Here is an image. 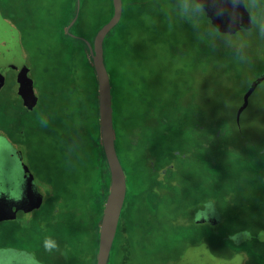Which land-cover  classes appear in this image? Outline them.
<instances>
[{
  "label": "rangeland",
  "instance_id": "1",
  "mask_svg": "<svg viewBox=\"0 0 264 264\" xmlns=\"http://www.w3.org/2000/svg\"><path fill=\"white\" fill-rule=\"evenodd\" d=\"M244 1L252 16L253 27L234 34H221L207 22L202 9L192 0H123V20H127L128 25L121 24L110 34L105 58L111 80L114 116L117 114L118 119L126 113L125 107L130 98H135L136 104L140 103L139 95L149 102L161 96L163 105L160 104L159 108L154 106L155 113L159 114L161 107L165 108L164 113L168 109V118L182 128L189 126L187 119L191 114L196 119L205 117L204 121L200 120L201 124H205L204 134L196 135L200 131L190 125L189 133L196 135L192 141L183 135L177 137L178 133L172 128L165 130L169 135L170 150L164 158L161 155L166 145L160 150L163 131L159 124H155L144 138L143 133L138 134L135 150L126 152L124 157L131 162L124 164L127 178L125 215L133 216L138 210L148 219L150 214L146 207H158L155 198H148V202L145 200V189L149 184L144 182L148 178L144 176L143 169L152 164L166 163L167 160L173 162L179 155L184 156L192 142L197 147L207 143L213 152L205 153L195 147V155L189 153L182 166L169 170L180 189L163 194L165 202L162 201L164 205L160 207L164 210L169 207L168 201L174 200V215L167 213L178 220L175 222H181L193 205L201 206L207 200L213 201L222 221L205 226L197 223L199 231L222 235L230 245L241 242V246L246 245L250 251L258 253L262 259H257L264 264V76L249 93L240 127L233 129L232 126L248 88L264 72V0ZM80 7L82 14L71 34L88 40L110 19L112 2L80 0ZM56 8L59 10L61 7H47L37 1L31 7L37 10L44 25H48L51 38L45 40L29 31L31 28L21 31L28 77L32 79L39 99L35 109L28 111L24 106L14 71L7 74L6 83L0 91V137L4 138L1 141L9 146H14L12 143L18 146L22 161L45 193L40 207L33 214L23 217V220L32 217L30 223L10 225L8 238L12 241L21 233L22 238L15 240V244L19 248L33 249L36 257L45 264H57V261L39 251V244H44L47 236L42 231L60 232L67 244L69 229H73L74 236L84 240L80 246L84 251L89 242L87 239H90L85 236V223L81 225L84 216L79 204L81 199L78 198L83 167L75 172L74 165L83 161L79 155L85 146L81 142L86 136L82 132L83 127L95 122L91 107L95 81L82 45L72 39L65 40L64 46L60 40L59 26L63 16ZM0 12V17L8 19V13L3 8ZM9 21L18 27L12 18ZM136 22H139V27ZM126 45L131 50L129 59L125 56ZM75 46L81 48L77 53ZM68 66L77 74V79L66 78ZM77 89L80 90V99L89 104L83 106L85 114L81 116L75 114L77 107L72 104L74 97H79L75 92ZM144 109L147 108L141 106V110ZM215 121L224 125L228 134L223 142L231 146H226L224 153L218 150L221 143L210 139ZM58 132L65 136H58ZM51 137L69 152L63 155L54 151L57 147ZM231 138L236 139L233 144ZM177 162L174 161L175 165ZM179 169L181 171L176 174ZM160 170L162 176L165 170L163 167ZM46 181L54 183L50 186ZM60 188L63 199L55 203V209L51 208L50 194L56 197L61 192ZM192 211L193 215L195 209ZM148 222L156 243L147 249L150 253L153 249L154 256L143 260L142 264H163L187 252L189 260L185 264H242L243 260L244 264H248L246 254L242 253L241 257L246 258H240L237 263L236 258L223 257L222 246L216 243V246L209 245L206 238L193 245L189 241L183 245L175 243V235H171L168 243L175 248L167 250L161 247L165 246V242H162L158 222L153 216ZM16 227L20 232H14ZM233 237L238 241L235 242ZM73 251L69 249L75 256L77 253ZM85 253L80 252L77 256V264H91L90 257Z\"/></svg>",
  "mask_w": 264,
  "mask_h": 264
},
{
  "label": "trees",
  "instance_id": "2",
  "mask_svg": "<svg viewBox=\"0 0 264 264\" xmlns=\"http://www.w3.org/2000/svg\"><path fill=\"white\" fill-rule=\"evenodd\" d=\"M37 1L41 2L43 5L47 7H51V5H59V10L57 9L58 14L63 16L62 22L59 26V31H61V35H59L60 40L62 41L63 45L65 40H76L82 45V48L84 49V56L87 59V66L90 67V69L93 72V78L95 81V87L93 89L92 100L93 103L90 105L92 109L94 110L95 114V122L90 125L89 127H83V133L86 134L85 137H82V143H85L84 149L80 151V157L83 158L82 163H76L75 162V172L79 168L83 167V172L80 171L82 175L81 176V183H80V190L78 194L79 204L82 205V212H83V219L81 225L85 223L86 226V237H89L90 239H87L89 242L86 243L85 248L86 251L80 249L81 243H83L81 237L77 239V237L74 236L73 229L68 234H70L69 242L65 244L63 241V235L60 232L49 231L44 232L42 231L43 235L46 234L47 236L44 238L42 244V251L45 252V254H48L50 256H53L51 258H54L57 261V264H77V261L79 257L80 252L85 253L88 257H90L91 264H96V257H97V250H98V236H99V228L103 216V211L106 203V199L109 193L110 189V172L107 165V161L105 158V154L103 151L102 143H101V135H100V126H99V118H98V84L97 79L95 76V71L92 64V59L90 58L89 51L87 45L84 43L83 38L81 37H71L69 34L66 33V28L69 25V23L72 21L74 16L76 15V9H77V0H0V8H3L8 13V18H12L18 23V27L20 30H25L26 28H31L29 31L35 32L38 36L44 37L46 40L47 38H51L52 34L48 33L49 27L47 24L44 25V22L39 18L37 15V10H32V4ZM112 2V0H111ZM82 7H80L81 10ZM124 13V12H123ZM82 14V12H79V16ZM79 16L76 21V23L73 25V27L70 29V33H72V30L75 28V26L79 22ZM113 16V5H112V14L110 19ZM123 17V16H122ZM109 19V20H110ZM121 19L119 24L107 35L104 41V62L106 64V52H108V39L110 37V34L117 29V27L121 24L128 25L127 20ZM108 20V21H109ZM107 21V22H108ZM106 22V23H107ZM105 23V24H106ZM104 24V25H105ZM139 27V22L135 23ZM103 25V26H104ZM127 31L129 32V36L131 35L130 29L128 28ZM98 32V30H97ZM92 36L91 39H88L90 43H93L94 38L97 34ZM74 35V34H73ZM67 46V45H66ZM79 46V45H78ZM75 46L74 50L75 52H79L81 50L80 47ZM125 56L129 59L130 56V48L128 45L125 46ZM117 49V48H116ZM120 51L123 50V47H119ZM128 49V50H127ZM64 54V52H63ZM72 55V53H71ZM73 56V55H72ZM66 58V55H65ZM67 60V59H66ZM107 67V65H106ZM108 70V68H107ZM109 72V71H108ZM74 78L77 79V74H75L74 71H72V67L68 66V74L66 75V78ZM77 96L80 95V90H75ZM88 94V93H87ZM140 103L136 104L135 98H130L127 102V105L125 107V112L120 119H118V115L116 114V117L114 116V106H113V121H114V132H115V146L116 151L119 156V159L123 165V168L125 170L124 164L125 162L131 163L130 161H127L124 157L128 153H131L132 150H135L136 144L138 143V134L143 133V138L146 134L151 132L153 130V126L155 124H159V128L162 132V145L160 150L163 149L164 144L166 145L164 153L161 155L163 158L166 155H169L170 150V143H168L169 135L166 133L165 130H168L170 128L173 129V131H176L178 133L176 136H186L188 139L192 141V137H195L196 135H202L205 133V124H201V121L203 118L192 116L187 119L190 123L187 124L189 126L183 127L180 124H174L171 118H168V109H166V112L164 113L165 108L161 107L159 114L155 113L156 107H160L163 105V100L161 96H157L152 102H149L148 100H145L144 97L138 96ZM78 103V104H77ZM74 106L76 105L77 111H74L75 114H85V110L83 109V106H86L89 104L84 103L79 97H74L73 103ZM113 105V104H112ZM159 105V106H158ZM141 106H145L147 109L141 110ZM35 109V108H34ZM79 110V111H78ZM80 112V113H79ZM209 118V117H206ZM121 120V122H120ZM178 120H180L178 118ZM204 121V119H203ZM206 122V121H205ZM122 123V125L120 124ZM213 132L210 135V139L215 143H221L218 150L224 151L227 150L226 146H231L229 143L225 144L224 138L228 135L224 125L214 122ZM80 125V124H78ZM83 125V124H82ZM190 125L197 129L198 132L196 135H192L189 133ZM233 129L237 128L236 122L234 121ZM189 127L184 131L185 128ZM37 128V127H35ZM87 130V131H86ZM237 131H239L237 129ZM58 136H65L63 134L57 133ZM15 138V136H13ZM134 137H136V140L134 141ZM142 139V138H141ZM53 144L57 147V150L60 153L66 154L69 152L68 148L61 147L59 144H57L55 139L51 137ZM236 139L231 138L230 142L235 141ZM161 142V141H160ZM237 143V142H234ZM190 145L185 150L184 156H177L174 161H178L175 165L174 161H168L166 163H159L152 164L150 167L143 169L145 171L144 176L148 178V180L144 181L149 184V187L145 189V200L148 202V198L150 197L155 198V202L157 203L156 208H151L150 206L146 207V210L149 211L150 218L153 216L154 219L158 222V226L161 228V236H162V242H165V246H161L163 248H166L167 250L174 249L175 247H172L169 245L170 236H174V242L175 243H185L189 241L192 245L195 243H198L200 240L206 238L208 240L209 245L216 246V244L222 246L220 248L221 253H223V257H229L230 259L236 258L238 259H244L247 257L245 261L248 262V264H258L261 263L257 258L262 259L261 256L258 253H255L253 251H250L246 245L241 246V242L237 244L230 245L228 243V240L226 237H223L222 235H219L217 233L212 234H206L204 231H199V226L194 220V214L192 215L193 211L192 209L198 210V205H193L190 210H188V215L183 218L181 222H175L178 220H174L173 217H171L168 213L174 215L176 211V203L174 200L168 201L167 204H169V207H165L164 210H162L163 202H165V197H163V194H167L168 192H174L178 191L180 189L179 186L176 185L175 180H173V175L171 178L170 169L174 170L175 167H178L179 165H183L186 161V158H188V154L192 153L191 155H195L193 153V149L198 148L202 152L209 153L213 152L210 150V146L207 145V143L202 144L201 147ZM201 152V153H202ZM264 154V151H263ZM172 157V156H171ZM67 158V157H65ZM159 159H157L158 161ZM145 161V160H142ZM147 166H148V162ZM77 164V166H76ZM171 166V167H170ZM145 167V162L143 165V168ZM165 170V173L161 176V168ZM74 168V167H73ZM135 170V169H134ZM172 170V171H173ZM181 171L179 169L176 174H178ZM126 173V172H125ZM131 173V172H130ZM41 174V173H40ZM133 174V173H131ZM50 182V183H49ZM46 181L48 185H52L51 181ZM83 183V185H82ZM54 186V185H53ZM60 193L56 197L51 196L49 197L50 207L55 209V203H59L63 199L62 195V189L60 188ZM210 202H213L209 200ZM208 200L205 201L203 204L209 202ZM161 202L162 204H160ZM214 203V202H213ZM202 204V205H203ZM148 205V204H147ZM215 205V203H214ZM216 208V205H215ZM124 209V208H123ZM217 209V208H216ZM125 210V209H124ZM124 210L122 211L120 222L116 234V238L112 247L111 255L109 258L108 264H142V261L147 259L148 257H153V253L151 249V253L147 250L149 246L156 243V240L153 235L150 234L151 228L148 227L150 218L146 219L141 212H138V210L135 211L133 216L125 215ZM168 212V213H167ZM195 212V211H194ZM53 212H51V215ZM148 224V225H147ZM199 224V223H198ZM239 224V223H237ZM204 226L207 225L203 224ZM151 226V225H150ZM239 226H243L242 224H239ZM170 227H173L174 230H168ZM239 227V228H241ZM240 231V230H239ZM237 231V232H239ZM235 232V233H237ZM80 234V233H79ZM234 233H231V235ZM78 236V234H77ZM170 237V238H169ZM75 238V240H74ZM261 242V241H260ZM207 243V242H206ZM158 246L161 245L160 242L157 243ZM174 246V244L172 243ZM51 248V249H50ZM73 249L75 253H77L75 256H73L69 249ZM50 249V250H49ZM54 249H57L56 253L53 252ZM160 249V248H159ZM79 250V251H78ZM73 251V252H74ZM154 251V250H153ZM246 254V257H241V255ZM188 254V252H187ZM187 254H181V256L173 261H165L163 264H185L186 261L189 260L187 257ZM49 256V257H50ZM140 260V263L138 259ZM241 261V260H240ZM244 264V260L242 262ZM262 264V263H261Z\"/></svg>",
  "mask_w": 264,
  "mask_h": 264
},
{
  "label": "water",
  "instance_id": "3",
  "mask_svg": "<svg viewBox=\"0 0 264 264\" xmlns=\"http://www.w3.org/2000/svg\"><path fill=\"white\" fill-rule=\"evenodd\" d=\"M204 10L207 22L221 34H234L237 31L252 28V17L247 11L244 0H195ZM113 16L97 32L93 43L83 39L88 47L90 58L98 84V118L103 151L110 172V189L106 199L103 216L99 228L98 250L96 264H108L112 247L116 238L120 217L124 208L127 195V178L123 165L119 159L115 146V132L113 121L112 88L110 75L104 62V41L107 35L119 24L123 15V0H112ZM80 12V0H77L76 15L66 28V33L71 37H76L70 33V29L76 23ZM5 58V59H4ZM23 56V49L20 43L18 30L10 23L0 17V90L5 83V73L9 70L17 72L19 82V95L24 101V106L28 111L34 110L38 103V95L34 89L32 79L28 77L29 70ZM260 77L251 83L248 93L243 98V105L236 114L235 122L240 127L241 114L248 103L249 93L253 90ZM0 137V173L2 171L10 173L21 185L19 192L23 201L21 207H27L31 211L40 207L43 200V193L38 189L34 177L29 168L22 161L21 152L12 145L2 142ZM7 145V146H4ZM5 147V148H3ZM9 154V155H8ZM8 198L0 190V221L11 220V216L5 211L15 213L14 203L10 205ZM16 202V201H15ZM18 204V202H16ZM9 207V209H8ZM5 208V209H4ZM194 220L199 224H220L222 221L218 210L213 202H207L198 207L194 212ZM234 241L238 239L233 237ZM18 254H14L13 260ZM22 262L26 264H40L30 253L24 254ZM23 263V264H24ZM4 264L7 261L4 260ZM21 264V263H20Z\"/></svg>",
  "mask_w": 264,
  "mask_h": 264
},
{
  "label": "flooded vegetation",
  "instance_id": "4",
  "mask_svg": "<svg viewBox=\"0 0 264 264\" xmlns=\"http://www.w3.org/2000/svg\"><path fill=\"white\" fill-rule=\"evenodd\" d=\"M192 1L195 2L200 7V5L195 0H192ZM245 6H246V4H245ZM202 11H203V14H204L205 19H206L205 12H204L203 9H202ZM2 18L6 22H8V23L10 22L9 21L10 20L9 18L8 19L6 17H2ZM14 27L18 30V32L20 34V43H21V30L17 26H14ZM252 27H253V19H252ZM10 71H14V70H9V71H7L5 73V83H6V76H7V74ZM14 73H15V75H17V72L16 71H14ZM5 83H4V85H5ZM9 141L11 142V140H9ZM12 144H14V146L16 145L15 143H12ZM20 145L23 146V144H20ZM16 146H15V148L18 149V150H20L18 148V146L17 147ZM3 148H5V147H3ZM0 190L2 191V193L6 197V199L8 198V202L4 201V203H6L5 204L6 207H7V204L10 205L11 203L12 204L14 203V208H15L14 209L15 210V213L14 214H12V210H11V212L4 210L5 211V214L11 216V218L14 217V219L12 218L11 220L0 221V264H4V260L7 261V264H20V263L23 264L24 262H22V261L25 258L24 257L25 256L24 254L25 253H28V252H30L35 257V259L38 261V263L45 264V263H43L41 260H39L36 257L37 254L34 253L35 251L33 249L19 248L18 245L15 244V240L19 241L22 238L21 233H18L15 236V238L12 240L13 243L8 238V236H9V233H8L9 232V226L10 225L13 226V224H17V223L20 224L21 226L27 225L28 223H30L32 217H28L27 216L28 218L25 219V220H23V217L25 215H29L30 213L33 214L34 213L33 211H35L36 209L31 210V211L28 212L27 211V207L25 208V207H21L19 205L23 201V199L21 198V196L19 194V192L21 191V185H20V183L17 182V180H15L13 178V176L10 173L4 172V171H2L0 173ZM38 190L43 193V199H44V194H45L44 193V189L42 187H40ZM15 201L18 202V204ZM9 207L13 208L12 205H10ZM9 207H8V209H9ZM21 226H20V229H21ZM20 229H19V227H18V229L16 227L14 229V232H20ZM21 242H23V241H21ZM39 247H40L39 248V251H42V249H43L42 245L39 244ZM14 254L15 255L18 254L17 255V258H15V260H13V255ZM24 264H26V263H24Z\"/></svg>",
  "mask_w": 264,
  "mask_h": 264
}]
</instances>
